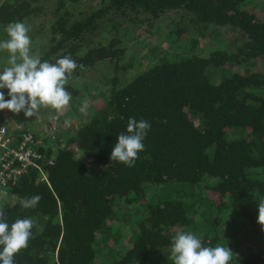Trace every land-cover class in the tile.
I'll use <instances>...</instances> for the list:
<instances>
[{
	"label": "trees",
	"instance_id": "obj_1",
	"mask_svg": "<svg viewBox=\"0 0 264 264\" xmlns=\"http://www.w3.org/2000/svg\"><path fill=\"white\" fill-rule=\"evenodd\" d=\"M40 1L0 0V35L42 14ZM80 1L54 0L39 53L81 66L59 116L78 125L47 130L37 146L46 179L31 168L0 199L9 224L38 222L15 264H173L178 231L206 247L227 245L230 264H264V0H96L73 17L68 6ZM158 23L162 52L137 63L150 55L130 49L129 36ZM199 38L212 42L205 54L196 52ZM96 71L104 89L97 79L92 87L103 98L83 117L74 86ZM13 116L0 110V125ZM130 118L150 123L131 167L110 159ZM26 132L15 130L14 144ZM33 195L37 206L23 208L19 201Z\"/></svg>",
	"mask_w": 264,
	"mask_h": 264
},
{
	"label": "clouds",
	"instance_id": "obj_2",
	"mask_svg": "<svg viewBox=\"0 0 264 264\" xmlns=\"http://www.w3.org/2000/svg\"><path fill=\"white\" fill-rule=\"evenodd\" d=\"M7 39L0 40V52H7L6 66L0 70V89H8V97L0 91V110L14 114L23 112L26 118L36 117L42 107L56 110L49 119L56 120L62 110L72 100V93L66 89L69 77L81 67L70 55H65L55 63L42 61L40 55L32 52L30 27L21 21L6 25ZM89 101L81 103L80 112L87 115ZM150 123L144 119L130 118L127 134L117 136L111 154V161H118L131 167L144 151V139ZM8 193L0 191V198ZM41 196L33 195L19 201L25 208H35ZM257 222L264 226V199L258 201ZM38 227L34 218H17L9 224L4 208L0 207V264H15V255L26 249L33 238V228ZM42 230V226H41ZM170 254L173 264H230L234 253L226 245L206 247L201 238L191 231H178L171 240Z\"/></svg>",
	"mask_w": 264,
	"mask_h": 264
},
{
	"label": "rangeland",
	"instance_id": "obj_3",
	"mask_svg": "<svg viewBox=\"0 0 264 264\" xmlns=\"http://www.w3.org/2000/svg\"><path fill=\"white\" fill-rule=\"evenodd\" d=\"M96 4V0H81L77 4H71L68 6V11L71 12L72 16L75 17L79 13H84L89 7H93ZM54 5L55 2L54 0H41L40 1V7L44 8L43 13L39 14L38 17L29 19L25 21V23L30 27V32L29 35L31 36L32 40V52L34 54H39L42 49L45 48L46 43H47V36L49 33V24L50 18L52 17L53 10H54ZM48 19V20H47ZM47 20V21H46ZM160 26V27H159ZM164 23H158L155 25V27L151 28V32H147L144 30L143 27H137V30H134V35H130V41H129V46L131 47L133 51L139 54L140 57L145 56L146 53H149L150 59L143 60L137 63H149L152 61L154 62V58L159 56V53L162 52V50L159 52V47L161 46L162 41H164ZM146 28V27H145ZM4 34L0 35V40L1 39H7V36H3ZM211 41L208 39L204 38H199V43L196 47V52H199L202 54H205L208 50H210L211 46ZM158 55H157V54ZM130 54L133 56V53L130 52ZM157 56H155V55ZM7 52H0V70H2L6 66V60H7ZM136 64V63H135ZM104 71V70H103ZM103 71L98 73L96 72H90L88 75L82 77L81 79L78 80L76 83L75 88L79 90V95L82 97L80 98V101L76 106L81 107L82 101L87 99L89 101V110L91 107L97 103L100 99L103 98L102 90L104 89L103 87V80L101 81L100 79L103 76ZM96 73V74H95ZM103 78L104 80L107 79ZM98 82H97V80ZM96 82L98 83V87L100 89H96V87H92V85ZM94 83H91V82ZM95 83V84H97ZM0 91H7V89H0ZM65 108L62 110V114H67L65 112ZM67 111V110H66ZM78 113L82 114L80 110ZM60 114L59 116H61ZM76 114V113H75ZM50 115H56V110L52 109L50 107H42L41 108V113H38L36 117H28L26 118L23 113L19 114H14L13 119L8 122V126L13 129H25L27 131H30L34 133V135L37 137V139H42L43 137H46V134H48L47 130L48 128V121ZM83 117H85V114H82ZM58 116V119L53 120L54 124L53 127H55V135H60V132L65 130H71L75 127H77V122H79L78 118H75V120L72 118H68L66 116L65 118H61ZM80 116V115H79ZM82 118V116H80ZM60 119V120H59ZM19 125L17 127L16 125Z\"/></svg>",
	"mask_w": 264,
	"mask_h": 264
},
{
	"label": "built area",
	"instance_id": "obj_4",
	"mask_svg": "<svg viewBox=\"0 0 264 264\" xmlns=\"http://www.w3.org/2000/svg\"><path fill=\"white\" fill-rule=\"evenodd\" d=\"M54 121H48V130L55 131ZM19 127V125H16ZM16 129H10L7 124L0 125V191L12 189L18 179L29 169H37L43 178L45 173L38 160L40 154L37 146L42 143L34 133L27 131L14 144ZM1 199V198H0Z\"/></svg>",
	"mask_w": 264,
	"mask_h": 264
}]
</instances>
